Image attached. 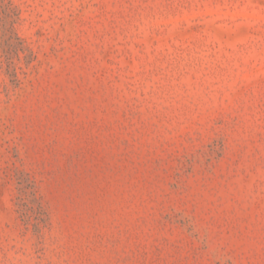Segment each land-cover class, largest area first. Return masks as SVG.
Listing matches in <instances>:
<instances>
[{
    "label": "rangeland",
    "instance_id": "1",
    "mask_svg": "<svg viewBox=\"0 0 264 264\" xmlns=\"http://www.w3.org/2000/svg\"><path fill=\"white\" fill-rule=\"evenodd\" d=\"M0 264H264V0H0Z\"/></svg>",
    "mask_w": 264,
    "mask_h": 264
}]
</instances>
